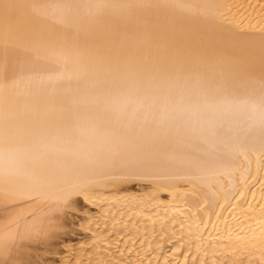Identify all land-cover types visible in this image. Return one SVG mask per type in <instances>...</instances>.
I'll list each match as a JSON object with an SVG mask.
<instances>
[{
  "label": "bare ground",
  "instance_id": "1",
  "mask_svg": "<svg viewBox=\"0 0 264 264\" xmlns=\"http://www.w3.org/2000/svg\"><path fill=\"white\" fill-rule=\"evenodd\" d=\"M111 188L148 264L264 262V0H0V264Z\"/></svg>",
  "mask_w": 264,
  "mask_h": 264
},
{
  "label": "rangeland",
  "instance_id": "2",
  "mask_svg": "<svg viewBox=\"0 0 264 264\" xmlns=\"http://www.w3.org/2000/svg\"><path fill=\"white\" fill-rule=\"evenodd\" d=\"M143 185L148 186L144 187ZM129 186H131V193L142 195L144 189L150 187V184H139V182H134L131 185L129 184L124 187ZM114 191L115 189L113 188L108 189V194H106L108 196L102 201L86 199L83 194L79 193L68 198L66 202L59 204L60 211H58L59 213L55 216L57 218L59 217L60 219H58V221L60 220L62 225H64V232L60 234L61 236L58 239H55L51 244H48V246L47 244L44 245L43 243V246L42 244H38V242L35 243V241L30 240L29 243H32L31 246H33H29L30 264H107L104 263L105 260L101 258H106V260L114 259L115 262L117 261L116 263L120 264H133L134 261L140 264H148V262L151 261H148V259H151L150 256H152L153 250L151 249V251L144 252L143 255L140 254L142 251L140 239L144 238L137 239L138 241L136 240L135 248L131 250L130 248H125L124 250L122 245L131 239L129 238L130 233L122 234L123 229L128 227L130 222H135L137 217L131 219L129 216L117 218L121 211L118 212V210H113L111 213L106 212L109 205L111 204L110 206H113L115 203L113 201L114 199H112L113 202L111 201V197H113L111 195H114ZM108 197L110 198V201ZM124 209L125 207L123 206L121 210ZM59 214H62L63 216L61 215V217ZM115 221L118 222H116L115 227L113 226L111 229L110 225ZM114 228H116L115 231ZM119 235H122L120 238L122 242L119 244L120 247L117 246L116 248V245H113V243L114 241L116 242L115 239L116 237L119 238ZM144 236L145 235H143V237ZM111 239L113 242H110ZM102 240L104 242H102ZM106 240H110L108 244ZM29 243L27 246L30 245ZM109 243L111 245H109ZM170 244L172 245V243L167 244L161 255L157 256L155 259L156 261L152 260L154 262H151L150 264H161L164 257L170 254ZM128 246L129 245H127V247ZM246 258V256H243L242 258L237 257V260L240 261L237 264H241L243 260V264H249L246 262ZM169 259L175 258L170 257ZM254 260H250V262H252L251 264H256L257 262V264H264V262Z\"/></svg>",
  "mask_w": 264,
  "mask_h": 264
}]
</instances>
